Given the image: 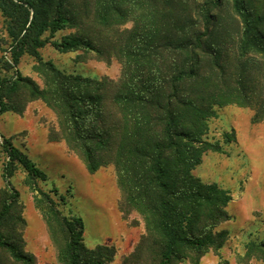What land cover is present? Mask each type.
Returning a JSON list of instances; mask_svg holds the SVG:
<instances>
[{
	"label": "trees",
	"instance_id": "trees-1",
	"mask_svg": "<svg viewBox=\"0 0 264 264\" xmlns=\"http://www.w3.org/2000/svg\"><path fill=\"white\" fill-rule=\"evenodd\" d=\"M0 16V50L8 54L0 58V115L41 101L59 120L51 142H63L91 175L114 167L124 206L145 225L132 262L201 264L221 250L229 233L220 226L232 218L226 208L233 198L195 170L205 155L226 154L224 145L235 142L234 131L209 139L216 108H250L251 124L264 122V0H0ZM66 29L75 32L55 40ZM47 45L63 54L113 55L121 75L65 73L41 57ZM25 56L35 60L40 84L18 72ZM0 139V264H36L25 250L24 207L11 184L19 169L51 238L63 243L58 262L109 264L113 250L88 249L82 219L57 208L66 197L54 186L43 189L45 172L12 138ZM244 250L239 263L264 264V241L251 239Z\"/></svg>",
	"mask_w": 264,
	"mask_h": 264
},
{
	"label": "rangeland",
	"instance_id": "rangeland-1",
	"mask_svg": "<svg viewBox=\"0 0 264 264\" xmlns=\"http://www.w3.org/2000/svg\"><path fill=\"white\" fill-rule=\"evenodd\" d=\"M85 25H89V23H85ZM130 26L131 24L128 23L125 27ZM74 32L75 29L58 32L55 40ZM5 36L3 19L0 16V38ZM40 54L44 61H51L65 73L92 79L107 78L110 80H117L121 75V63L113 55L103 59L93 52L78 51L63 54L49 45L40 50ZM2 56L8 58L5 49L0 50V58ZM35 64L33 58L25 56L17 70L23 77L31 78L40 84L41 80L34 70ZM12 74L11 71L8 76H12ZM3 75L4 73L0 71V77ZM5 114L6 117L10 116L11 118H14L15 115L32 117L34 127L39 129L44 127L48 132V137L49 130H58L59 128L56 114L41 101L28 103L22 114L11 112ZM5 114L0 115V120L5 118L3 117ZM253 114L254 112L250 108L237 105L216 108V118L209 122V139L222 141L223 133L234 131L235 142L224 145L226 154L208 153L205 155L202 163L195 170V175L202 181L217 183L221 188L229 191L233 198L226 208L232 218L220 226V229L229 233L227 242L218 252L209 251L202 257L203 259L213 255L218 258V264H226L227 258L229 259L231 256L239 263V257L244 255V245L249 240L264 241V122L251 124ZM8 127L11 129L10 131L13 130L12 124H8ZM0 133L6 138H12L13 145L17 146H20L27 136L25 131L10 135L8 132L0 130ZM27 150L31 152L30 149ZM28 157L48 177V183L45 186L41 185L43 189L50 190L54 186L59 194L66 197L65 204L58 203L57 207L62 215L82 219L85 246L88 249L105 246L113 250L112 261L109 264H134L131 256L141 237L145 234V225L143 219L135 211L124 206L123 195L114 167L100 168L90 176L88 182L85 178L77 175L71 165L61 161L57 156L49 154L37 157L30 154ZM3 161L4 157L0 154V189L4 187L1 177ZM80 162L84 165L81 160ZM24 180L25 174L19 169L12 178L11 184L19 192L20 203L25 211L33 199V194L24 184ZM88 184L93 193L105 191L108 194L104 206L94 203L88 196L86 188ZM245 202L248 211L243 215L238 208ZM15 226L19 229L18 225ZM49 238L51 247L47 250V257L43 259L44 257L40 256L38 260L35 258L36 264H60L57 259V251L58 245L62 246L63 243L59 240L54 242L50 232ZM187 262L190 264L189 261L183 264ZM144 263L153 264L152 259L151 262L147 260ZM247 264L262 263L252 260Z\"/></svg>",
	"mask_w": 264,
	"mask_h": 264
},
{
	"label": "crops",
	"instance_id": "crops-1",
	"mask_svg": "<svg viewBox=\"0 0 264 264\" xmlns=\"http://www.w3.org/2000/svg\"><path fill=\"white\" fill-rule=\"evenodd\" d=\"M3 117V120H0V130L8 132L10 135L22 131L26 132L27 136L22 141V144L20 146L14 144L16 148L20 149L25 154L29 153L28 155L31 154L37 157H42L49 154L57 156L61 161L71 165L76 170L77 175L85 178L88 182L90 181L91 174L88 173L85 166L80 162V159L76 155L70 153L64 143L51 142L48 137V132L44 127L40 129L35 128L32 117L15 115L14 118H11L10 116L6 117V114L3 115ZM8 124L13 125L12 131H10L11 129L8 127ZM39 130L41 131L39 132ZM27 149H30L31 152H29ZM86 188L88 191V196L91 198V200L96 204L104 206L108 194L105 191H101L100 193H97L96 191L93 193L89 184L86 186ZM238 210L244 215V213L248 211L247 203H242ZM24 218L26 221V250L35 258H37V260L40 258V256H43V259H45L47 257V250H49L51 247V241L49 238L47 225L39 211L35 208L33 199H31L27 209L24 211ZM218 263V258L213 255L207 256L201 261V264ZM185 264L189 263L187 262ZM226 264L240 263H237L236 259L231 256L229 259L227 258Z\"/></svg>",
	"mask_w": 264,
	"mask_h": 264
}]
</instances>
